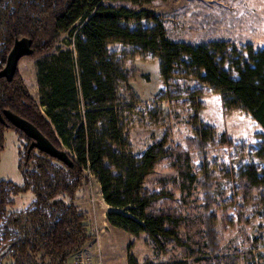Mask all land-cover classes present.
I'll return each instance as SVG.
<instances>
[{"label":"trees","instance_id":"trees-1","mask_svg":"<svg viewBox=\"0 0 264 264\" xmlns=\"http://www.w3.org/2000/svg\"><path fill=\"white\" fill-rule=\"evenodd\" d=\"M119 1L130 5L114 4ZM152 1L0 0V70L17 38L32 40L27 57L36 60L41 91L39 102L18 64L12 79L0 78V111L11 110L32 122L70 159L66 163L37 148L27 155L32 139L5 115V122L0 120V156L6 130L16 129L26 140L23 183L0 178V264H67L94 239L88 212L76 202L89 184L88 172L114 208L107 213L108 223L147 235L159 256L144 264H250L252 252L222 251L218 229L233 210L245 224L247 206L264 210V134L248 162L224 174L226 186L214 172L211 150L231 148L232 139L227 132L217 136L195 98L218 93L225 110H241L264 131V47H239L227 40L173 41L154 12L132 7ZM82 19L73 42L77 61L70 50L53 53L60 34ZM116 43L124 46L121 52L109 50ZM136 58L160 60L165 89L158 101L183 95L194 99L183 102L193 110L187 147L165 135L142 154L134 153L129 131L142 117L137 110L141 100L131 87ZM179 81L185 83L183 90L177 88ZM161 164L173 175L151 183ZM29 191L33 200L15 209V196ZM261 217L264 223V212ZM258 231L254 239L245 233L247 249L264 241V224ZM128 264L139 261L131 255Z\"/></svg>","mask_w":264,"mask_h":264},{"label":"rangeland","instance_id":"rangeland-1","mask_svg":"<svg viewBox=\"0 0 264 264\" xmlns=\"http://www.w3.org/2000/svg\"><path fill=\"white\" fill-rule=\"evenodd\" d=\"M114 4L130 5L123 1ZM132 7L154 12L173 41L198 43L205 40H227L239 47L247 44H252L255 49L264 47V0H154ZM83 20L75 23L69 31L60 34L53 53L70 50L73 52L75 62L77 61V52L73 44L74 35ZM123 49L124 46L119 43L109 46L110 51L121 52ZM130 62L132 61L126 59L128 66L131 65ZM134 66L137 76L131 82V87L141 100L137 110L142 116L129 131L134 153L142 154L165 135L175 143L187 147V139L192 135L190 124L193 110L190 105L183 102L194 99L190 97L191 95L188 97L183 95L176 99L158 101L160 90L165 89L160 78V60L145 61L136 58ZM19 70L32 95L41 102L36 60L23 57L19 61ZM75 71L78 75L77 63ZM191 86L195 85L192 83ZM177 88L183 90L185 83L179 81ZM195 100L203 106L202 116L207 124L215 128L217 136L227 132L232 139L231 148L223 147L218 150L213 147L211 150L214 172L223 179L226 186H229L224 174L227 176L231 167L248 162V153L258 144L264 131L254 119L241 110H225L218 93L203 92ZM155 104H159L160 109L155 107ZM149 110L156 112L154 113L156 115L151 116ZM135 116L137 117V114ZM25 144L26 140L18 130L14 128L6 130L5 146L0 156L1 179L11 180L16 184L23 183L21 163ZM88 173L89 184L78 194L76 202L82 210L88 212V224L92 232L105 227L104 215L114 208L106 203L97 178ZM170 175H173V172L165 164H161L149 180L153 183L156 179ZM33 198L34 194L30 191L15 196L14 208L25 207ZM263 212L264 210L257 204L247 206L244 214L249 218V224H245L238 221L234 210L231 211L230 220L224 224L219 223L222 251L237 249L241 252H252L250 264H264V241L258 242L257 247L251 250L247 249L249 244L245 243L247 239L245 233L254 239L259 232V223L264 224L261 221ZM102 241L98 244L105 264H128L131 255L137 258L139 264H144L147 260H155L159 256L148 243L145 233L135 236L120 228L110 231L107 229Z\"/></svg>","mask_w":264,"mask_h":264},{"label":"water","instance_id":"water-1","mask_svg":"<svg viewBox=\"0 0 264 264\" xmlns=\"http://www.w3.org/2000/svg\"><path fill=\"white\" fill-rule=\"evenodd\" d=\"M32 51V40L26 38H17L13 49L8 55L5 67L0 70V78L7 77L8 79H12L21 58L28 56L32 53ZM4 115L15 127L22 130L28 137L32 139L27 151V155L30 154L33 148H37L61 159L66 163L70 162L67 151L57 148L52 143V141L46 137L42 131L32 122L8 109L4 110ZM4 115L0 111V120L2 122H5Z\"/></svg>","mask_w":264,"mask_h":264},{"label":"crops","instance_id":"crops-1","mask_svg":"<svg viewBox=\"0 0 264 264\" xmlns=\"http://www.w3.org/2000/svg\"><path fill=\"white\" fill-rule=\"evenodd\" d=\"M104 217H105V221H103V224L105 225V227L102 228V229H100V230H97V229H96V231H95V230L92 231L93 233H95V237H94V239H93L92 241H90V242L85 246L87 252H88L89 254L93 255V256L96 254V249H97L96 246H97L98 243H100V242L103 240L104 235H105V233H106V230L108 229V231H110V229H117V227L111 226V225L108 223V221H107V215H106V214L104 215ZM89 229H90V228H89ZM102 242H103V241H102ZM85 248H84V249H85ZM75 255H77V254L72 255V256L68 259V263H67V264H75V262H74Z\"/></svg>","mask_w":264,"mask_h":264},{"label":"built area","instance_id":"built-area-1","mask_svg":"<svg viewBox=\"0 0 264 264\" xmlns=\"http://www.w3.org/2000/svg\"><path fill=\"white\" fill-rule=\"evenodd\" d=\"M98 248L96 249V254L93 256L89 254L85 249H83L81 252H79L75 256V264H105L104 258L101 255V250L99 248L100 244H97Z\"/></svg>","mask_w":264,"mask_h":264}]
</instances>
